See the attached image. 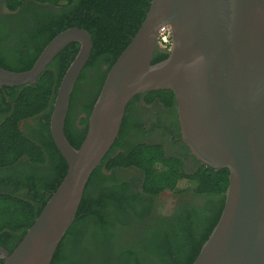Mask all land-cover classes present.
I'll list each match as a JSON object with an SVG mask.
<instances>
[{
  "label": "water",
  "instance_id": "95a60500",
  "mask_svg": "<svg viewBox=\"0 0 264 264\" xmlns=\"http://www.w3.org/2000/svg\"><path fill=\"white\" fill-rule=\"evenodd\" d=\"M163 28L170 32L168 57L152 64ZM72 42L79 49L58 85L49 121L66 173L16 248L10 254L0 249L3 264H51L127 105L155 91L173 94L181 141L195 159L228 171L220 217L192 264H264V0H150L106 74L77 149L64 135V122L92 49L87 31L59 33L28 71L0 68V87L35 85Z\"/></svg>",
  "mask_w": 264,
  "mask_h": 264
},
{
  "label": "trees",
  "instance_id": "16d2710c",
  "mask_svg": "<svg viewBox=\"0 0 264 264\" xmlns=\"http://www.w3.org/2000/svg\"><path fill=\"white\" fill-rule=\"evenodd\" d=\"M3 2L10 13L0 16V68L4 70H30L44 47L69 28L89 33L92 49L74 85L64 122L67 141L79 148L106 74L141 25L150 0ZM78 49V43L68 44L35 85L0 88V169L18 165L6 184L14 191H24L23 195L0 192V246L9 254L65 176L66 162L53 143L49 121L58 85ZM167 52L156 50L152 64L165 60ZM151 95L167 106H175L170 91ZM128 105L118 136L92 172L75 220L51 264H192L220 217L228 171L204 166L188 174L182 170L181 161L167 157L158 146L124 143ZM76 113L85 115L81 130H74L70 123ZM28 120L39 124L41 135L20 130L19 124ZM22 164L27 167H20ZM44 164L45 168H38ZM102 168L113 174L138 170L140 192H131L113 175L105 176ZM164 191L206 198L214 204L213 209L193 210L180 218L174 216L173 221L151 220L153 203Z\"/></svg>",
  "mask_w": 264,
  "mask_h": 264
},
{
  "label": "flooded vegetation",
  "instance_id": "af4514ba",
  "mask_svg": "<svg viewBox=\"0 0 264 264\" xmlns=\"http://www.w3.org/2000/svg\"><path fill=\"white\" fill-rule=\"evenodd\" d=\"M41 8L45 9L50 7L42 5ZM15 12L17 13L18 11ZM4 14L10 13L7 11L3 0H0V16ZM151 94L152 92L139 94L130 101L128 110L126 111L128 128L124 137V143L158 146L167 157H173L181 161L182 170L188 174L194 173L201 167H204L195 159L187 146L181 141L176 106H167L159 98L155 96L152 98ZM150 98L151 101L147 102V99ZM83 117L85 118L83 113H76V115L71 116L70 123L74 130H81L83 128L80 125ZM19 128L29 135H41L39 134L41 130L39 124L33 120L20 123ZM17 166L0 169V192L7 191L9 193L14 192L18 195L24 194L23 190L14 191L6 184L8 175L11 174L12 170H16L18 168ZM21 166L24 168L27 167L25 164ZM45 166L46 164L38 168H45ZM102 173L105 176H115L116 181L126 184L131 192H140L141 174L138 170L132 168L124 169L116 171L113 174L111 171L106 172L102 168ZM163 196H168L169 198L164 199L162 198ZM153 205L154 209L150 217L151 220L168 219L173 221L174 216L180 218L181 216H186L193 210L204 209L211 211L214 204L203 197H196L189 194L175 195L169 191H164L157 196ZM0 249L8 253V250L4 247L0 246ZM2 260L4 259L2 253H0V261Z\"/></svg>",
  "mask_w": 264,
  "mask_h": 264
},
{
  "label": "built area",
  "instance_id": "2783aa9c",
  "mask_svg": "<svg viewBox=\"0 0 264 264\" xmlns=\"http://www.w3.org/2000/svg\"><path fill=\"white\" fill-rule=\"evenodd\" d=\"M158 44H159V47L163 50L168 51L170 49L171 39H170V32L168 28H163L159 32Z\"/></svg>",
  "mask_w": 264,
  "mask_h": 264
},
{
  "label": "rangeland",
  "instance_id": "374dc122",
  "mask_svg": "<svg viewBox=\"0 0 264 264\" xmlns=\"http://www.w3.org/2000/svg\"><path fill=\"white\" fill-rule=\"evenodd\" d=\"M168 196H163L162 198L167 199ZM169 198V197H168Z\"/></svg>",
  "mask_w": 264,
  "mask_h": 264
}]
</instances>
